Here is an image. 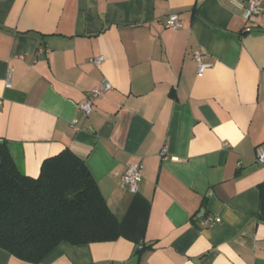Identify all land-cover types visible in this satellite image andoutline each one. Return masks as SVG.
Listing matches in <instances>:
<instances>
[{
	"label": "crops",
	"instance_id": "obj_1",
	"mask_svg": "<svg viewBox=\"0 0 264 264\" xmlns=\"http://www.w3.org/2000/svg\"><path fill=\"white\" fill-rule=\"evenodd\" d=\"M244 26L231 0H0V140L32 177L71 150L119 220L114 241H62L39 263L0 248V264H264V12Z\"/></svg>",
	"mask_w": 264,
	"mask_h": 264
},
{
	"label": "trees",
	"instance_id": "obj_2",
	"mask_svg": "<svg viewBox=\"0 0 264 264\" xmlns=\"http://www.w3.org/2000/svg\"><path fill=\"white\" fill-rule=\"evenodd\" d=\"M264 222V180L258 185ZM119 220L85 161L65 148L45 158L36 177L18 170L0 140V248L39 263L62 241L72 245L114 241Z\"/></svg>",
	"mask_w": 264,
	"mask_h": 264
},
{
	"label": "built area",
	"instance_id": "obj_3",
	"mask_svg": "<svg viewBox=\"0 0 264 264\" xmlns=\"http://www.w3.org/2000/svg\"><path fill=\"white\" fill-rule=\"evenodd\" d=\"M231 4L242 10V17L245 21L244 31H250L256 24L257 17L264 12V8L260 4V0H246V5H243L237 0H231ZM183 23L177 13H169L166 19L165 26L167 28L176 30L182 27ZM204 53L200 50H193L192 57L198 64L197 73L201 75L206 68V64L203 62ZM103 55L96 56L92 59L95 64H100L103 61ZM6 86H9V79L5 82ZM111 84L106 80H103L101 84L93 86L87 91L86 98L79 103L78 110L83 115H89L92 111L93 99L103 94L111 88ZM77 119H73L72 123L75 124ZM256 160L259 163H264V148L258 146L256 148ZM142 165L140 163L131 164L125 170L123 175V181L128 187L131 193H135L138 190L139 181L141 179ZM219 221L218 217L213 219H205L201 221V225L209 227ZM141 247V246H140Z\"/></svg>",
	"mask_w": 264,
	"mask_h": 264
}]
</instances>
